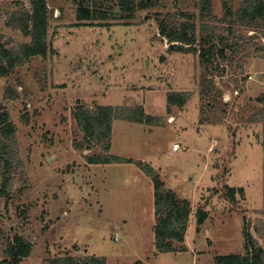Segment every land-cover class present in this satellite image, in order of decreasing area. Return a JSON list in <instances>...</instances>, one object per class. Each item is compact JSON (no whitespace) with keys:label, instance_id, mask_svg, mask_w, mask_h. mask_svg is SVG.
I'll return each instance as SVG.
<instances>
[{"label":"rangeland","instance_id":"1","mask_svg":"<svg viewBox=\"0 0 264 264\" xmlns=\"http://www.w3.org/2000/svg\"><path fill=\"white\" fill-rule=\"evenodd\" d=\"M242 1L230 0L232 12ZM16 2L0 0V44L6 48L27 40L7 26ZM46 3L53 54L0 76V112L15 127L16 150L8 199L0 197V263L15 234L32 244L20 264L65 256L105 264H215V256L244 252V228L264 248V104L257 101L264 93V21L230 27L229 19L222 21L223 0H211L210 24L221 29L223 42L236 43L235 53L225 49V59L218 56L219 43L205 70L197 54L167 51L158 30L160 19L187 21L198 35V0H161L107 26L75 25L72 0ZM202 81L210 87L205 99ZM8 88L16 98L4 97ZM169 92H185L188 100L167 112ZM96 104L140 105L157 118L155 125L112 121L104 154L132 163L88 164V156L102 149L86 148L71 111ZM146 167L190 203L184 242L176 244L184 251L155 252L154 191ZM225 186L244 192L230 202ZM198 209L208 214L200 227Z\"/></svg>","mask_w":264,"mask_h":264},{"label":"trees","instance_id":"2","mask_svg":"<svg viewBox=\"0 0 264 264\" xmlns=\"http://www.w3.org/2000/svg\"><path fill=\"white\" fill-rule=\"evenodd\" d=\"M23 1L28 2L29 8L25 6ZM72 1L75 5V25L78 26L87 23L96 26H107L109 25L107 24L108 21L111 19L123 17L131 19L136 11L152 9L159 6L161 2V0ZM229 2L230 0H223L225 14L222 21L229 19L227 22L230 27L240 25L253 28L259 25L257 21H264V0H243L233 12L229 7ZM198 7L199 13L203 17L198 35L193 23L158 20V16L156 19L159 21L158 30L160 35L169 42L167 51L197 54L200 64L207 70L213 62L216 55L215 50L219 43L222 47L217 48L218 56L225 59V49L228 48L230 52L235 53L234 44L236 42L232 45L223 42L225 37L220 32L221 29H218L215 24H210V21L215 20L212 16L211 0H198ZM116 9H118V13ZM48 20L46 0H17L16 8L8 15L7 26L13 31L19 32L27 40L17 47L6 48L0 44V76L11 75L17 68L23 66L32 58H46L48 55L53 54L47 37ZM227 31L228 34H232L231 28H228ZM203 82L200 94L205 99L209 95L210 87ZM4 97L14 99L17 97V93L8 88ZM187 100L188 96L185 92H169L166 95L167 112L170 111L171 106L182 108ZM257 101L264 104V93L257 98ZM71 116L83 133L86 148L91 150L93 147L99 146L102 149V153L88 156V164L133 162L130 158L105 155L110 150L111 123L114 119L146 125H155L157 121L156 117L145 114L140 105H76L71 111ZM25 123H28V121L25 120ZM14 132L15 127L9 120L8 114L0 112V197L5 199H8V182L11 173L14 171V159L16 158ZM144 172L153 182L155 252L184 251V247L178 248L176 244L184 242L190 215L189 201L179 199L170 188L164 187L159 176L154 174L150 168L146 167ZM225 189V197L230 202L235 201L236 194L242 195L244 192L242 187L225 186ZM207 217L208 214L205 210L198 209L195 216L197 226L200 227ZM243 236L244 252L242 254L215 256V264H264V248L257 243L256 238L247 228H244ZM31 249L32 244L28 240L15 234L11 240H7L4 244L2 248L3 260L0 264H20L22 259L29 256ZM50 264H105V260L91 258L89 262L81 261L73 256H65L51 259Z\"/></svg>","mask_w":264,"mask_h":264},{"label":"built area","instance_id":"3","mask_svg":"<svg viewBox=\"0 0 264 264\" xmlns=\"http://www.w3.org/2000/svg\"><path fill=\"white\" fill-rule=\"evenodd\" d=\"M172 150H173V151L178 150V146H177V145H173Z\"/></svg>","mask_w":264,"mask_h":264}]
</instances>
